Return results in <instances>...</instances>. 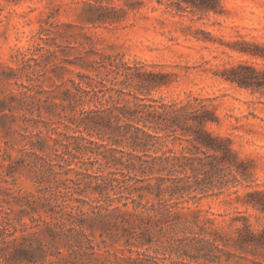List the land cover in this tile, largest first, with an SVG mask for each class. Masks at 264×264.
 Here are the masks:
<instances>
[{"label": "trees", "instance_id": "obj_1", "mask_svg": "<svg viewBox=\"0 0 264 264\" xmlns=\"http://www.w3.org/2000/svg\"><path fill=\"white\" fill-rule=\"evenodd\" d=\"M168 1L180 11L221 13L218 0ZM141 4L140 0L127 1L125 8L103 6L100 2L87 4L85 21L100 25L121 23L129 10L138 9ZM241 51L264 57L257 51ZM28 68L27 60L22 61L20 69ZM92 69L96 73L87 74V87L83 86L82 78L71 81L72 89L66 88L58 93L60 96L52 97H58L59 104L44 105L50 97L41 98L45 93L41 85L17 83L20 76L9 67L0 81L14 78L20 92L18 97L10 96V102L0 99V112L25 111L31 117L21 114L24 123L41 122L46 126L42 109L47 115H54V108L58 107L55 115L64 130L71 124L89 136L85 139L58 131V127L51 128L49 134L56 135L51 138L52 155H45L40 130L30 136L22 135L28 140L21 150L29 158L28 166L34 173L38 192L49 188L43 184L56 177L54 167H68L70 158H77L76 153L89 151L100 155L105 167H121L120 178L108 172L92 179L84 173H78L81 177L77 180L65 179L76 189L82 184L84 189L80 191L90 189L97 195L90 212L92 221L102 230L101 235L116 241L122 239L128 248H144L154 253H137L134 257L114 254L112 260L106 258L100 264H264V226L254 228L247 217L236 215L219 228L212 219L200 218L197 210L177 209L181 200L221 194L232 188V193L237 194L241 185L244 188L241 203L264 212V188L250 185L252 162L239 158L228 138L207 129V125L217 122V117L206 100L162 103L146 99L151 91L170 85L176 75L146 70L122 57L104 56ZM220 77L241 88L264 87V71L245 64L224 68ZM28 81L34 79L28 77ZM85 103L87 109L77 112L76 108ZM93 136L100 143L91 139ZM167 139L185 145L180 151L168 149L159 153L157 144L162 145ZM124 148L129 151H123ZM69 171L65 169L64 174ZM41 208L47 218H34V207L29 212H20L29 216L28 223L19 216L12 219L10 212L0 210V264H76L63 256L60 246L69 255H80L79 264H89L83 257L85 249L93 247L83 229V213L65 212L67 205L48 202ZM16 232L20 233L18 237H14Z\"/></svg>", "mask_w": 264, "mask_h": 264}, {"label": "rangeland", "instance_id": "obj_2", "mask_svg": "<svg viewBox=\"0 0 264 264\" xmlns=\"http://www.w3.org/2000/svg\"><path fill=\"white\" fill-rule=\"evenodd\" d=\"M127 1L133 0H0V76L8 73L10 67L20 76L17 83L38 82L45 90L41 98L50 97L44 104L47 105L59 104L60 99L52 97L66 88L72 89L71 81L82 78L83 86L87 87V74L94 76L96 72L92 68L107 55L122 57L129 64L138 63L146 70L172 72L176 75L174 81L151 91L146 99L162 103L205 99L217 117V122L207 125V129L228 138L237 156L252 162L250 185L264 188V87L241 88L220 77L224 68L236 64L264 71V57L241 51L264 55V0H218L219 14L180 11L168 0H140L139 8L129 10L121 23L100 25L85 21L87 4L100 2L103 6L125 8ZM24 60L29 68L21 70ZM27 76L34 81H28ZM14 80L0 81V99L10 102V96L18 97L20 89ZM10 104L13 106L15 102ZM83 108L87 109V103L76 111ZM54 110V115H47L42 109L46 126L41 122L24 123L21 114L31 117L25 111L0 112V210L10 212L12 219L19 216L26 223L29 216L20 212H29L31 207L35 208L34 218H47L41 208L45 202L67 205L65 212L83 213V229L93 247L85 249L83 257L89 264H100L106 258L112 260L114 254L118 257H134L137 253L154 255L152 250L128 248L122 239L116 241L101 235L102 230L92 221L90 212L97 195L90 189L80 191L84 189L82 184L76 189L72 182L65 180H77L81 177L78 173L89 174L92 179L112 172L120 178L121 167H105L100 155L89 151L76 153L77 158H70L68 167H54L56 177L43 184L49 188L38 192L34 173L28 166L29 158L21 150L28 140L22 135L30 136L40 130L45 155H52L51 138L56 135L49 134L51 128L58 127V131L67 135L89 139L86 131L75 129L71 124L64 130L55 115L59 108ZM91 139L100 143L95 136ZM182 145L185 143L167 139L157 147L161 153L168 149L180 151ZM65 169L70 171L64 174ZM232 191L233 188L221 194L181 200L177 209L197 210L200 218L212 219L219 228L236 215L247 217L254 228L264 226V212L241 203L244 188L239 185L237 194ZM130 207L128 204L127 208ZM19 235L16 232L14 237ZM59 248L66 259L79 264L80 255H69L66 248Z\"/></svg>", "mask_w": 264, "mask_h": 264}]
</instances>
